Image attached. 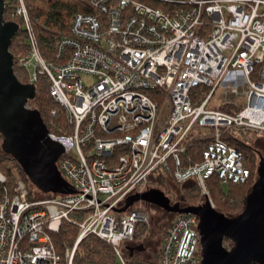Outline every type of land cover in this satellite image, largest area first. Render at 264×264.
Wrapping results in <instances>:
<instances>
[{
  "label": "built area",
  "instance_id": "2783aa9c",
  "mask_svg": "<svg viewBox=\"0 0 264 264\" xmlns=\"http://www.w3.org/2000/svg\"><path fill=\"white\" fill-rule=\"evenodd\" d=\"M158 1L164 7L84 0L89 11L71 15L46 57L25 1L4 0L3 18L18 24L28 48L13 57V71L34 86L46 80L54 102L48 136L64 149L55 164L83 193L30 197L20 175L10 182L0 171V264H72L89 235L107 242L120 264H200L194 214L175 213L156 260L138 261L123 244L148 223L147 211L111 206L163 176L191 182L213 207L211 177L221 185L249 179L244 154L224 136L264 137V0ZM195 137L205 141L188 153ZM66 224L77 237L60 253L52 235Z\"/></svg>",
  "mask_w": 264,
  "mask_h": 264
},
{
  "label": "water",
  "instance_id": "95a60500",
  "mask_svg": "<svg viewBox=\"0 0 264 264\" xmlns=\"http://www.w3.org/2000/svg\"><path fill=\"white\" fill-rule=\"evenodd\" d=\"M3 11L4 0H0V148L19 164L28 181L40 192L83 193L60 176L55 161L64 151L63 146L48 136L40 112L26 106L36 89L31 83L19 81L13 71L14 56L9 46L19 26L14 21H6ZM253 150L260 156L256 178L245 196L242 210L236 215L228 216L212 207L206 194L197 204L171 202L154 185L128 195L120 207L111 208L117 214L123 211L126 214L133 209L134 203L136 207L138 201H142L166 212L194 214L198 219L202 248L200 264H264V158L258 150ZM84 195L91 198L87 193ZM94 200L100 202L97 198ZM103 205L108 206L107 203ZM225 239L231 242L228 247L224 245ZM124 246L129 249L128 255H132L133 249H144L141 243Z\"/></svg>",
  "mask_w": 264,
  "mask_h": 264
},
{
  "label": "trees",
  "instance_id": "16d2710c",
  "mask_svg": "<svg viewBox=\"0 0 264 264\" xmlns=\"http://www.w3.org/2000/svg\"><path fill=\"white\" fill-rule=\"evenodd\" d=\"M25 4L31 15L34 17L35 21V30L40 42L43 44L41 46V51L43 55L48 57V48L51 47L56 39L59 37V34L62 30H66L70 17L74 12L82 11L88 12L89 9L86 6L84 0H24ZM147 4L154 7H164V3L158 0H144ZM63 30V31H64ZM23 39L24 44L27 46L25 35L22 30H19L11 39L9 50L14 57H17V53L23 52L21 40ZM15 70V67H14ZM17 78L21 82H25V77L18 76ZM36 94L35 96L28 100L29 105L34 106L39 112L40 115L49 130V115L48 110L54 105L51 97L47 91V83L44 77H39L35 83ZM220 108V107H219ZM220 109L226 110L224 107ZM250 135H257L254 132L241 131L238 136H232L230 133L224 136V139L231 145L235 146L237 149L242 151L246 158V166L250 170L249 179L245 183L238 184H228L227 190L222 188V185L216 180V178L211 177L208 180V186L212 198L217 203L218 211L222 212L225 215L233 216L238 214L243 206L244 199L249 191V188L253 181L256 178V158L253 156L251 151L247 146L243 145L248 144L243 138L249 137ZM236 139H234V138ZM2 136L0 134V143ZM205 139L201 137H195L188 148V153H193L204 143ZM9 159L11 166L6 164V160ZM13 169V170H12ZM0 171L5 173L9 181L11 182L14 175H20L29 186L30 197L32 195L31 183L28 181L27 177L23 173L19 164L8 154H5L0 148ZM165 179L163 176L158 178H152L149 182V185H154L156 187H161L165 185ZM175 182V181H173ZM176 183V182H175ZM187 186L185 193L189 199V203L194 204L197 201V194L200 193L198 188L191 182ZM34 187V186H33ZM39 191L36 187H34ZM197 188V189H196ZM40 192V191H39ZM42 193V192H41ZM55 193H48L43 195L45 197L51 196ZM44 198V197H43ZM145 203V206H148L149 203ZM187 203V204H189ZM184 205V204H183ZM143 209L147 210L144 206ZM141 226L138 224L134 230L133 237H136L138 232V227ZM77 227L73 224L64 225V227L57 233L52 235V240L56 250L60 253L63 252L65 246H71L74 242L76 236ZM132 237V239H133ZM130 242V241H129ZM225 243L231 245V242L228 239L224 240ZM125 255L128 256V253L124 250ZM133 259V255L131 256ZM139 261V260H138ZM141 261V260H140ZM143 261V260H142ZM115 255L113 253L112 247L105 242L104 240L94 236L89 235L82 239L76 246L73 262L72 264H114ZM61 264H66L64 258L61 260ZM256 264V263H251Z\"/></svg>",
  "mask_w": 264,
  "mask_h": 264
},
{
  "label": "rangeland",
  "instance_id": "374dc122",
  "mask_svg": "<svg viewBox=\"0 0 264 264\" xmlns=\"http://www.w3.org/2000/svg\"><path fill=\"white\" fill-rule=\"evenodd\" d=\"M21 43H22V48L24 51L17 53V55H16L17 57L23 56L27 53L28 48L24 44L23 39L21 40ZM15 72L17 73L18 76H22L20 71L17 69V67H15ZM84 79H86V81L88 80V78H84ZM219 91L220 90L218 89L215 96H214L213 100H216L215 103L218 102ZM27 106L29 108H35L34 106L29 105V101L27 102ZM219 107L220 108L224 107L225 109H227V107L224 105L223 106L220 105ZM243 139L248 144H250L251 146L258 148L261 151V155H263V157H264V137L263 136L250 135L249 137H246ZM6 164L11 166V162L9 159L6 160ZM257 164H258V158H256V166H257ZM164 184L165 185L163 186V188H161V187H157V188H160L169 197L171 202H175L176 200H179V199H184L187 203L190 202L186 196L187 193H185L187 186H189L190 184H188V183L179 184L177 182L176 183L173 182L170 179H165ZM222 188L224 190H227V185L222 184ZM31 189H32V195L34 197H37V198L45 197L43 195V193L37 191L33 187V185H31ZM197 195H198L197 196L198 198L194 204L200 203L204 200V196H202L200 193H198ZM209 195H210V200L213 204V207L218 210V208H217L218 205H217L216 201L212 198L211 193H209ZM144 204L145 203H143L142 201H138V206H144L147 209L146 211L148 214V223L143 224V225L138 227V232H137L136 237H133V239L127 243V246H129V247L136 246V245H139L141 243V246L144 248L142 250L133 249V251H132L133 260H139V261L140 260L141 261L142 260H156V258L158 256V251H159V248L161 245L162 235H163L164 231L166 230V228L168 227V225L170 224L171 221L169 219L168 213L166 211H164L162 208L155 206L153 204H149L148 206H145ZM189 204H191V203H189ZM181 205H183V204L181 203ZM66 226H67V224H66ZM76 237H77V231H76V236H75L74 242L76 240ZM74 242H73V244H74ZM72 245L69 247H72ZM124 245H126V243H124ZM224 245L226 247L229 246L225 242H224ZM114 264H120V263L117 259H115Z\"/></svg>",
  "mask_w": 264,
  "mask_h": 264
},
{
  "label": "flooded vegetation",
  "instance_id": "af4514ba",
  "mask_svg": "<svg viewBox=\"0 0 264 264\" xmlns=\"http://www.w3.org/2000/svg\"><path fill=\"white\" fill-rule=\"evenodd\" d=\"M247 145L250 146V147L253 148V149L258 150L259 153H260V155H261V151H260L258 148L254 147V146H251L250 144H247ZM251 148L248 147V149L251 151V153L253 154V156H254L255 158H258V161H259V159H260L259 154H258L255 150H253V149H251ZM261 156L263 157V155H261ZM263 158H264V157H263ZM176 201H178L180 204H181V203L184 204V205L187 204V202H186L184 199H179V200H176ZM176 201H175V202H176ZM167 213H168V215H169V219H170V221H171V220L174 218L175 213H171V212H167Z\"/></svg>",
  "mask_w": 264,
  "mask_h": 264
},
{
  "label": "crops",
  "instance_id": "0c3cea01",
  "mask_svg": "<svg viewBox=\"0 0 264 264\" xmlns=\"http://www.w3.org/2000/svg\"><path fill=\"white\" fill-rule=\"evenodd\" d=\"M126 245H127V243H126ZM123 250H125V251L129 254V249L126 248V247L124 246V244H123ZM130 256H131V255H130Z\"/></svg>",
  "mask_w": 264,
  "mask_h": 264
}]
</instances>
